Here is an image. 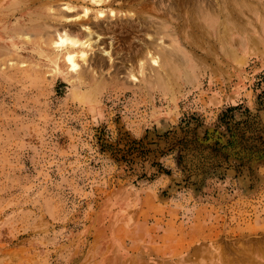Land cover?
Here are the masks:
<instances>
[{
  "label": "rangeland",
  "instance_id": "1",
  "mask_svg": "<svg viewBox=\"0 0 264 264\" xmlns=\"http://www.w3.org/2000/svg\"><path fill=\"white\" fill-rule=\"evenodd\" d=\"M64 1L35 30H0V264H264V0H209L196 16L171 0L202 54L169 90L135 54L153 34L149 0H113L100 29L81 22L94 44L77 72L22 41L83 39L67 22L98 6L71 0L61 22ZM216 22L251 48L222 54Z\"/></svg>",
  "mask_w": 264,
  "mask_h": 264
},
{
  "label": "bare ground",
  "instance_id": "2",
  "mask_svg": "<svg viewBox=\"0 0 264 264\" xmlns=\"http://www.w3.org/2000/svg\"><path fill=\"white\" fill-rule=\"evenodd\" d=\"M56 1L57 0H0V30H6L8 25H10L12 22L14 24L15 22H17L15 24V27H18V28L26 27V28H32L34 30L37 29L39 27V21H43L44 19L48 18L51 12L50 10H52L53 8L52 5L55 4ZM69 1L71 0L64 1L61 3L62 6L60 7L57 6L53 9L57 13L56 15L58 16V18H60L61 22H64L63 20H61L63 18V13L64 12L66 13V11L64 10L71 11L73 10L72 8H74V5L70 4ZM81 2H84V3L92 2L98 6L97 8L94 9L93 14L90 15L91 13L89 14V11H90L89 8L86 7L85 5H82L81 13L71 18L72 22L71 21L67 22L69 26L74 27L76 25L79 28L80 32L82 33L84 37L83 39H80L74 34H71L69 31L67 32L65 29L60 30V31H53V32H51L52 31L51 30L50 32L44 35L41 34L40 32H36L38 34H35L32 37L26 35L21 38L22 41H24V39L28 40L31 44H33V46L40 47V49L48 48V47L53 48L54 56H56V59L60 60V65L64 67L67 72L69 71L77 72L78 63H79L78 61H85L87 59V51H88V48L90 47V44H91L90 42L93 43V41H91L92 30L89 28L88 25H85L84 23L81 24V22H86L87 20H91L93 21V24L95 25V27L97 29H100L99 23L101 19L103 20V19L112 18V17L116 18L118 15V11H116L115 8H112V5L114 6L113 0H81ZM172 2L171 0H165L158 7L155 6V0H149V2H147L148 4H151L150 6L152 10H154L153 14L150 15L142 11H140V13L142 14L141 17L143 21L144 22L146 21L145 27L146 28H148L149 26L154 27L153 34L147 40L141 41L140 42L141 46L135 49V54H137V56L139 55L145 58L149 57L148 58L149 60L146 59L145 66L150 71L156 72L158 81L164 84L167 90L171 89L172 87L170 86V84H172L171 81H174L176 79L175 77H179L181 75L182 71L184 70V66H186L185 63L190 58V56L192 58L193 56H195L194 54L197 55L198 53H201L200 50L198 49L200 42L198 43L197 41L193 39V37L198 34L196 27L192 28V30L190 29L191 30L190 32H187V30H184L182 21L179 22V20H176L177 18L180 17V16L178 17V15L181 12L179 13L177 8H173V6H170V3ZM188 2H191V1H188ZM193 3H196L197 6H199L198 8H196L197 10H196L195 16L198 15L199 11L203 10L201 7H203L205 4L210 6L209 0L208 1L207 0H193ZM104 5L109 6L107 7L108 9H104L102 7ZM175 9H176V12L174 13L175 16L173 17V20H175V22L171 26L173 28L172 30L173 32H170V30L164 29L166 28V18H168V12L173 13L172 10H175ZM220 9H225V8L223 7L221 8L220 6L219 10ZM21 10L23 11L22 15H18L17 17H14L13 20L10 22V19H12L10 18V16L15 15L16 13H19ZM213 12L215 13L214 10ZM219 15L220 13L218 12V16ZM66 19H69V18H66ZM197 21L199 23V16L195 18V22ZM179 23L182 25V28L178 27ZM129 24H130V21H127V25ZM218 25L219 23L217 22L216 24L214 23L213 28L214 29L216 28L215 29V39L217 43H219L221 46L222 54L234 55L236 53L247 52L246 50L250 46L247 47L248 46L247 40L244 38L243 35H241L240 33H233L232 31L226 32L225 28L221 30L218 27ZM66 28L68 29V27ZM158 33H162V35H167V36H170L172 33L171 36L175 40L176 43H171L170 48L166 49L164 45H160L159 43L156 42V39L158 38L157 37ZM4 36L6 38V36L8 35L6 34ZM94 37L96 39L94 40L97 41L99 38V35L96 33ZM4 41L6 40L4 39ZM183 46H188L189 48L192 49V52L186 51ZM102 52L110 56L108 51L103 50ZM214 54L217 55L215 52ZM203 55L208 56V55H211V53L208 52ZM142 66L143 65H139V67H142ZM58 67H59V64H58ZM174 83H176V81Z\"/></svg>",
  "mask_w": 264,
  "mask_h": 264
}]
</instances>
